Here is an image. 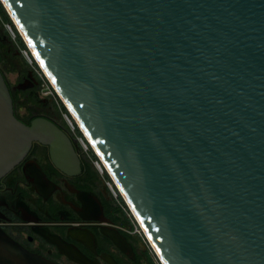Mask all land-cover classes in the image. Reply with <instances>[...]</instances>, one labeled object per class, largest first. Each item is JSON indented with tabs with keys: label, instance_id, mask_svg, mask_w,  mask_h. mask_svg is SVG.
I'll use <instances>...</instances> for the list:
<instances>
[{
	"label": "water",
	"instance_id": "water-1",
	"mask_svg": "<svg viewBox=\"0 0 264 264\" xmlns=\"http://www.w3.org/2000/svg\"><path fill=\"white\" fill-rule=\"evenodd\" d=\"M5 1L166 263L264 264V0ZM34 141L80 171L68 132L18 118L0 69V177ZM0 256L50 264L5 235Z\"/></svg>",
	"mask_w": 264,
	"mask_h": 264
},
{
	"label": "flooded vegetation",
	"instance_id": "flooded-vegetation-1",
	"mask_svg": "<svg viewBox=\"0 0 264 264\" xmlns=\"http://www.w3.org/2000/svg\"><path fill=\"white\" fill-rule=\"evenodd\" d=\"M0 55L18 118L27 124L38 117L53 120L75 141L81 158L80 171L68 173L54 162L48 145L34 141L0 177V236L12 238L50 264H158L124 216L105 177L65 125L55 99L43 95L37 77L21 66L19 51L1 20ZM0 264L11 263L0 256Z\"/></svg>",
	"mask_w": 264,
	"mask_h": 264
},
{
	"label": "trees",
	"instance_id": "trees-1",
	"mask_svg": "<svg viewBox=\"0 0 264 264\" xmlns=\"http://www.w3.org/2000/svg\"><path fill=\"white\" fill-rule=\"evenodd\" d=\"M0 17H1L0 20H1L2 24H3V26L6 25V24L7 25H10V27L13 29V31L15 33V36H16V44L12 41L11 34H10L9 30H6L8 36H9L10 40L12 41L13 45L15 46V48H17L19 51H24V50L27 51L28 54L30 55V57L32 58V61H33V63H32V65H33V69H32L33 70V74L39 80L40 85H43V84L46 83V84H48L52 88L51 83L48 80V78L46 76H44L42 73H41V75H39L37 73V71L41 72L40 66L38 65L36 59L32 55V53H31V51H30V49H29V47H28L25 39L23 38V36L18 31L15 23L13 22L10 14L8 12V10L6 9V7L4 6V4H3V2L1 0H0ZM23 59H24L25 65L27 66L29 64L28 59H26V57H23ZM53 92H54L53 94H54V96H55V98H56V100L58 102V106H59V109H60L61 114L67 113L68 115L71 116L68 108L63 103V101L60 99V97L58 96V94L54 91V89H53ZM63 121H64L65 125L67 126V128L69 129V126H68L66 120L63 119ZM76 134L77 135H83L82 131L80 129H78V128L76 129ZM91 152L93 153V158H91L92 161H93L94 159H97L98 156L96 155V153H94L93 150H91ZM103 176L105 177L106 180H112L111 176L109 175V173L107 171H105V173H104ZM116 199L119 202L120 209L123 212L124 216L127 217L129 223L133 226V228H135V224L136 223L133 220L132 216H130V209H129L126 201L124 200V198L122 197L121 194H119V196Z\"/></svg>",
	"mask_w": 264,
	"mask_h": 264
},
{
	"label": "built area",
	"instance_id": "built-area-1",
	"mask_svg": "<svg viewBox=\"0 0 264 264\" xmlns=\"http://www.w3.org/2000/svg\"><path fill=\"white\" fill-rule=\"evenodd\" d=\"M10 27V25H8ZM11 31L14 33L13 29L10 27ZM10 32V31H9ZM11 34V33H10ZM15 35V33H14ZM25 51V50H24ZM27 54V57L30 58L32 60V58L30 57V55L28 54L27 51H25ZM65 114V120L69 126L70 131L72 132V134L75 136L76 142L78 143V145L81 147V149L89 156V153L91 152V150L94 151V153H96V155L98 154L96 152V149L94 148V146L92 145L91 141L89 140V138L86 136V134L84 133V131H82L81 126L79 125V123L72 117V115H68L67 113ZM80 129L83 133V135H77L76 134V129ZM98 156V155H97ZM94 162V166L95 168L101 172L103 175L105 173V171L108 172V169L105 167L102 159L100 158V156H98L97 159L93 160ZM106 184L109 188V190L111 191V193L113 194V196L115 198H117L119 196V194L122 195L119 187L117 186V184L115 183L114 180H106ZM130 209V208H129ZM130 216H132L133 220L135 221V232H137L138 234H140L142 236V238L148 243V245L150 246L151 250L153 251V254L155 256H157L156 261L158 264H163L162 260L160 259L159 255L157 254V252L155 251L152 243L150 242L148 236L146 235L144 229L141 227V225L139 224L137 218L135 217V215L133 214V212L130 210Z\"/></svg>",
	"mask_w": 264,
	"mask_h": 264
},
{
	"label": "rangeland",
	"instance_id": "rangeland-1",
	"mask_svg": "<svg viewBox=\"0 0 264 264\" xmlns=\"http://www.w3.org/2000/svg\"><path fill=\"white\" fill-rule=\"evenodd\" d=\"M1 18V17H0ZM4 28H5V30H9L10 31V33H11V39H12V41L16 44V36L14 35V33L11 31V29H10V27L6 24V25H4L3 26ZM19 51V50H18ZM32 53V52H31ZM19 55H20V58H21V60L22 61H20V64H21V66L22 65H25V63H24V59H23V57H26V59H28V61H29V64L26 66V68L28 69V71L29 72H31V73H33V65H32V63H33V61L30 59V58H28L27 57V54H26V52L25 51H19ZM33 55V54H32ZM35 57V56H34ZM36 59V58H35ZM40 70H41V72H39V71H37V73L39 74V75H41V73L44 75V76H46V73L43 71V69L40 67ZM9 77H10V79L12 80V81H15V79H16V75L15 74H13V73H10L9 74ZM47 77V76H46ZM51 86H52V84H51ZM53 89H54V91L56 92V90H55V88H53V86H52V88L48 85V84H43V85H41V91H42V94L43 95H48V96H51V97H53L54 99H55V101L57 102V100H56V98H55V96H54V92H53ZM57 93V92H56ZM58 94V93H57ZM59 96V95H58ZM60 97V96H59ZM61 99V98H60ZM57 106H58V102H57ZM58 108H59V106H58ZM60 115H61V117H62V119H64L65 120V114H61V112H60ZM89 157L90 158H93V153L92 152H90L89 153ZM93 164H94V162H93ZM102 176H103V174L101 173V172H99ZM154 255V254H153ZM156 255V254H155ZM154 255V257L156 258L157 256H155ZM157 259V258H156Z\"/></svg>",
	"mask_w": 264,
	"mask_h": 264
},
{
	"label": "bare ground",
	"instance_id": "bare-ground-1",
	"mask_svg": "<svg viewBox=\"0 0 264 264\" xmlns=\"http://www.w3.org/2000/svg\"><path fill=\"white\" fill-rule=\"evenodd\" d=\"M2 1H3V3H5L6 7L9 9V11L11 12V14L13 15V13H12V11H11L9 5L7 4V2H6L5 0H2ZM13 17H14V15H13ZM14 19H15L17 25L19 26L20 31H21L22 34L25 36V33H24L23 29L21 28V26L19 25L18 21L16 20L15 17H14ZM29 44H30V43H29ZM32 50H33V49H32ZM33 51H34V50H33ZM34 54H35V58H38V56L36 55L35 51H34ZM54 85H55V84H54ZM55 87H56V85H55ZM56 89H57V87H56ZM59 92H60V91H59ZM61 95H62V94H61ZM62 97H63V96H62ZM63 99L65 100L64 97H63ZM65 101H66V100H65ZM66 103H67V102H66ZM67 104H68V103H67ZM72 112H73V111H72ZM73 113H74V112H73ZM74 117L78 120V118L76 117L75 114H74ZM78 123H79V125L81 126L82 130L84 131V133L86 134V136H87V137L89 138V140L91 141V143H92V145L94 146V148L96 149V152L99 154V156H101V154H100L98 148L96 147V145L94 144L93 140L90 138V136L88 135V133L86 132V130L84 129V127L82 126V124H81V122H80L79 120H78ZM101 159H102V161H103L105 167H106V168L109 170V172L113 175V173L111 172L110 167L107 165L106 161L103 159L102 156H101ZM113 176H114V175H113ZM114 179H115L116 183L118 184V187H119L121 193L126 197V194L124 193L122 187L120 186V184L118 183V181L116 180V178H114ZM126 199H127L128 203H129L130 207H131L132 210L134 211V213H135V215H136L138 221L141 223V227H143V229H144L146 235L148 236L150 242L152 243V245H153L155 251H156L157 254L159 255V257H160V259L162 260L163 264H167L166 261L164 260V258L162 257V255H161V253H160L158 247L156 246L155 242L153 241V239L151 238V236L149 235V233L145 230L144 225L142 224V222H141V220H140L138 214L136 213L134 207H133L132 204L130 203L128 197H126Z\"/></svg>",
	"mask_w": 264,
	"mask_h": 264
}]
</instances>
